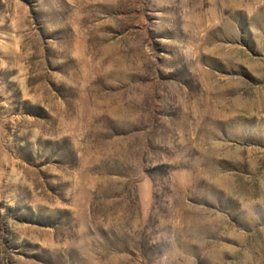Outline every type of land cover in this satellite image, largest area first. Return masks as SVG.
Segmentation results:
<instances>
[{
	"label": "rangeland",
	"instance_id": "rangeland-1",
	"mask_svg": "<svg viewBox=\"0 0 264 264\" xmlns=\"http://www.w3.org/2000/svg\"><path fill=\"white\" fill-rule=\"evenodd\" d=\"M0 264H264V0H0Z\"/></svg>",
	"mask_w": 264,
	"mask_h": 264
}]
</instances>
